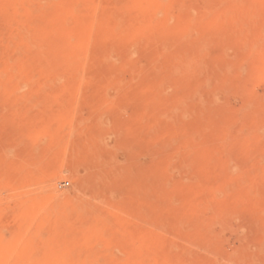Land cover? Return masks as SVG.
I'll return each mask as SVG.
<instances>
[{
    "label": "rangeland",
    "instance_id": "1",
    "mask_svg": "<svg viewBox=\"0 0 264 264\" xmlns=\"http://www.w3.org/2000/svg\"><path fill=\"white\" fill-rule=\"evenodd\" d=\"M2 1H4V3ZM12 1L0 0V2L3 3V4L1 3L0 5L1 7L0 10L8 6L6 4L5 7H2L5 3L14 4V7H8V8L6 7L7 9L10 10V13L5 12L7 9H4L2 12L0 11V14L5 12L3 15L1 14L0 17H4L6 19V20L5 19L1 20L0 18V29L3 30L6 29L5 31H7V33L11 31L8 34H6V32L4 31L2 33L3 34L5 33L6 35H3L0 30V34L2 36H5V39H9V41L11 37L10 38L7 37L8 35L12 36L13 34L16 35L18 33L20 35L22 34L21 37L20 35L18 37L19 41L21 42L23 41L22 36L24 38V34H26L24 38L25 40L23 41L24 43L22 44L30 43V42H26V40L27 41L35 40L32 41L30 44L31 45L32 43L34 44L32 47L34 48V50L37 48L39 49V45H41L40 49L42 50V52L40 53L39 51L41 50L38 51V49L35 51H37V53L39 52V55L41 56L43 61H46L48 59L47 62L50 63L52 62L51 58L53 59L55 55L59 59L61 58L60 56H63V58H61L63 61L61 62L62 64L60 63L56 66H53V71L55 73L57 71L58 73L62 72L65 74L67 71L66 70V67L68 66L67 64L69 63L73 64V62H74L73 64L74 66L72 65V67H74L76 72L79 73L77 75L74 73L75 76L73 78H70L71 80L69 79L68 80L69 82H67L66 78L64 77L63 78L60 77L58 79L48 76L44 77L42 72L35 71L34 73L37 72L38 74L36 73L34 75L33 73V75H31L30 78L28 77L29 79L25 78L23 81L19 83L9 82L6 87L4 88L2 87L0 89V131H2L0 132L2 133V135L0 134V163H2L0 164V166L4 170H14L15 175L17 173L24 174V176L19 174L20 177L17 176L18 174L16 175L13 181L14 184L10 186L9 190L4 188L0 189L1 191L0 213L4 214L7 217L6 219L5 216L3 215L6 221L5 220L0 221V235L4 240L3 242L13 243L14 239L17 236L16 233L15 232L13 233L11 229V226L8 222L9 221L8 219L10 217L7 216L8 212L6 213V210L13 204L20 205L25 203L27 204L32 203L33 205H36V207L38 205L39 208L44 206V208L42 207L43 209H39L37 207L36 210H38L39 213L35 212L37 214H34L33 216L34 219L31 218V221L33 224L35 223L32 229L35 230V228H38L36 229L38 231L36 237L37 239L36 243L39 245H41L42 243L43 247L44 246L47 247L51 245V240H52L49 234V228L47 227L49 221L52 222L55 219L52 218L54 217L51 215L52 212L55 209L60 210L63 209V207L68 206L69 200L74 199L75 201L76 199H79L78 201L81 200L80 202H84V200H86L87 198L88 201L86 200V202L90 203L89 201L91 199V204L94 205L95 210L97 208L96 211H98V214L100 213L101 216L103 215L102 217L98 215V217H100L101 220L105 221V223H107V220L110 218L109 220L111 222L108 220V223L106 225L109 226H106L104 224L105 229L103 227L100 230L101 232H99L100 234L98 236L99 238L94 239L95 242L94 241L92 242V245L94 247L93 253L77 252L74 254V256L76 257L78 256L77 258L80 260V262L82 261L87 262V264H150V263L151 264H225V263L227 264L228 262L226 261L227 258L228 259L232 258V260L233 259L236 260V263L234 264H240L241 262L240 259L243 258L242 261L244 262H242L241 264H246L247 260L245 258H247L248 259L247 264L252 263L253 261L252 257H254L255 253L258 252V250H261L263 247V246L260 247L259 245L261 243L260 241H262V239L264 240L263 238L264 233L261 232V231L264 232V211H262L264 210V197H263L264 184H262L264 183V179H263L264 156H260L262 158L255 157L254 159L253 155H251L250 161L248 160L249 156L246 157L239 156L241 158H236L235 161L232 158L229 159L228 153L230 149L232 150L231 147H233L234 144H232L231 139H230L231 141L226 140L224 144L222 142L223 140H221V137L218 136L222 132L226 120L229 122L232 119L231 117L234 116H239V118L242 117V114L245 112V110H247V106L245 105L246 99H244L242 95L241 97H239L240 95L239 93L230 92L229 90V94L226 92L225 95L222 94L220 96V101H219L220 104L215 106V108L213 107L211 109L208 105L209 93L204 91L201 93L202 98L200 99L195 98L193 100L189 99L187 101L188 104L185 103V106L181 105L180 107V105H178L175 107V105L173 104V101L175 99L174 97H176L174 96V93L176 95L175 89L172 88L173 89L172 90L170 87L168 88L167 91H165L164 94H162L161 91L157 89L158 87L156 86L154 81H158L156 80L157 78L155 77L156 74L159 73L160 71L165 70L167 66L171 64L170 61L176 57V56L173 57V55H177L178 60L176 59V61L179 60L181 62L183 61L184 64H182L180 61L179 63H177L175 62V60L172 62V64L175 62L174 64L178 65L179 67H183L185 64H187V62H185L186 60L184 61L183 58L190 51L191 46H189L188 48V45L186 44L189 43L190 45L193 46L195 42H201L203 44L206 43L205 50L203 54L200 55V57L198 56L199 58L197 57L198 58L197 63L200 62L199 67H201V69L198 68V70L195 72V76L201 77L204 75L203 77H206L207 79L209 78L211 80L210 86L213 87L215 84H220V81H222V78L224 77L223 74L225 73L222 65L229 64L233 68V70L238 74L239 77H240L239 74L242 73L241 74L242 78L246 79L245 83L249 81L248 78L252 77V79L250 80H254L255 83L254 81L253 83L251 81H250L251 83H249L252 86V87L248 86V88L250 87L249 89H251L250 96L251 95L253 97L256 96V99L254 98L256 101L264 102V85H263L264 81H262V79L259 78V82H258V78L255 76L256 75L255 73L256 72L258 73V71L260 70L263 73L260 72L261 74L259 73V76L264 80V76H263L264 60L260 61L262 62L261 64L260 62L258 63V60L256 61L255 58L253 60L252 59L248 60L250 59L248 58V55L251 51L248 49L251 48L250 47L251 45L244 46L245 41H247L248 43H255V44L259 43L264 48V40H263L264 34L262 33L264 32V27H263L264 0H234L233 3H229L227 2V0H226L227 3H224L221 0L219 2L220 4L215 3L216 6H213L215 5L214 2H216V0H203V1L197 0L196 6L194 7L197 10L195 11V9L193 8V14L189 13L190 15L188 14L187 16L184 15L186 10L185 12H183V15L181 14V12H179L181 9H180V5L177 3L173 4L171 8L168 9L167 12V10L164 9V5L170 6L172 3L169 4L168 3L169 0H91V1L90 0H58V1L48 0L49 2L47 0H36V1L32 0L33 3L35 2V4L31 3L32 2L31 0H21V1L12 0ZM17 1H19V4ZM236 1L237 3L238 2L241 3V5L243 6H241L240 4L236 5L237 4L235 3ZM24 3L26 4L24 5ZM30 4L31 7L28 6ZM104 4L106 7L104 6ZM209 4H211V6ZM232 4L239 7L240 8L238 9L239 11H242L244 9V11L248 10L251 16L252 14L255 15L251 17L248 14L246 16L247 20L245 19V21L248 22L247 27H249V23H250V28H249L250 30H248V28H245V30L244 29L240 30V27H238L240 26L239 23L238 24L234 23L233 25L236 26L238 25V26L237 27L233 26L234 27L233 28L232 24L230 25V22L235 20V18L232 17L229 18V16L226 17L227 15L225 13L222 14L221 9L225 10L227 9V6L228 7L229 5L232 6ZM21 5L22 7H20ZM157 6L159 7V9ZM223 6H225V8H222ZM198 7L201 10L198 11ZM217 7H221V8L218 9ZM214 8H216L215 9L216 13L211 12L212 10H214ZM48 9L49 11H47ZM190 10H192V8ZM205 10H207V12ZM33 11L34 13H36V11L39 13H36L35 15L32 13ZM95 11L99 13L98 15L99 19L96 17L97 13ZM113 11L117 12L118 14V15L115 14L113 16L115 17L114 18L115 21L113 20L112 17H109L110 16L109 14L113 15V13H115ZM200 11L201 13H199ZM202 11L203 14L205 15L202 14ZM209 11L211 14L208 13ZM205 12L208 13V15ZM66 13H69V15ZM217 13H219L217 18L218 20L216 19V21L214 22V17L217 16ZM7 14L10 15L7 16ZM223 15L224 17H222ZM194 16H195L194 21H191L193 20ZM8 17L9 19H7ZM100 18H102V20H100ZM110 18H112V20ZM117 18L120 21L119 20L117 21ZM198 18L200 19V22L198 21ZM7 20L10 21L9 24ZM53 20L55 22L52 25ZM97 21H99L98 23H96L98 27L95 24V22ZM179 21L184 24L182 26L183 30L180 29V33H179V28L181 27L176 26L180 24L177 23ZM253 21L254 24H252ZM255 21H257V23ZM5 22H7L6 28L2 26V24L4 26L6 25ZM192 22L193 23L195 22L196 27L197 26L198 27L196 28L195 25L193 26ZM21 23H23L24 28ZM187 23L188 25H185ZM88 25L91 26L88 27ZM115 25H117L116 28H114ZM253 25H255L256 29H254ZM50 26H52L53 29ZM188 26L190 27L188 28ZM212 26L216 30L213 31L216 32V34H214L212 31L210 32ZM90 27L93 30H91ZM40 28H42V30ZM236 28H239V30L238 29L236 30L237 32L235 31ZM261 28L263 31H260ZM13 29H16V31L18 32L14 30L16 32L15 33ZM23 29L24 32L26 33L22 32ZM120 30H122L123 32H121ZM168 30L170 35H168ZM208 30H209L208 32L209 35L207 33ZM247 30L250 31V33L247 32ZM27 31L29 35L27 34ZM87 32H89L90 35L87 34ZM182 33H186V35ZM239 33H242L241 38L239 37L240 36ZM243 33H245V35ZM78 34H80L79 38L81 37L80 38L81 40L78 38L77 36ZM84 34L85 36L86 35L89 36L90 39L89 42L88 40L87 41L84 40L83 38ZM93 34H95V36ZM236 34L237 36H235ZM247 34L248 36H246ZM29 37L32 39H30ZM246 38L247 40H245ZM184 39L189 40V42L188 41L185 42L186 40L184 41ZM6 41L5 43L8 44L9 41L8 42ZM180 41H183V43L182 42H181L182 44L179 43ZM206 41H208L210 45H207ZM238 41H243V42L238 43ZM10 42L12 43L13 41ZM85 42H88L87 45ZM260 42L263 43V45ZM184 43L185 46H187L186 47L187 50L185 49L184 46H182ZM6 45H4V42L0 45L1 47L0 48V66H1L0 80H2V82L4 81L5 84L6 81L8 80V77L6 76L7 74L5 73H7L6 71L10 69V63L11 65L15 63L14 62L15 57L16 58L19 56L22 57L24 56V54L25 55L27 54L26 45H25L26 47L25 50L22 49L25 48L24 46L19 47L18 43L15 44V41L12 44L9 43L10 47H8L9 45L8 46ZM14 45L15 46L18 45L17 48L19 47L18 50L20 51L16 50L15 52L14 49L17 48ZM258 45L257 47H259ZM207 46L209 48L206 50ZM52 47L54 48L52 49ZM179 48L180 49L183 48L187 52L182 49L180 50ZM175 50L176 52L180 50L181 53L179 54L181 55L178 56V53L174 52ZM60 51L61 53H59ZM239 51H241L242 53ZM9 52H12V56L10 55L11 59H9L10 58L9 56H6L7 53L8 55L10 54ZM171 52H173L174 54ZM170 53L173 55L171 56ZM190 53L191 51L187 54L189 58L191 56ZM169 54L171 58L173 57V59H171L170 61L166 59V57L170 59ZM44 57L45 59H43ZM244 59L247 61L246 63H243ZM254 61L256 62L255 64H253ZM250 62L252 63L250 64ZM65 63H67L66 66H63ZM82 64L85 66H83ZM259 65L261 66V68L259 67ZM79 66L81 67V70ZM200 70L203 72L201 73ZM2 73H4L5 75H3ZM252 75L255 77V79H253ZM47 80L50 82H47ZM2 82L0 81V83ZM42 82L45 83L41 84ZM259 83L262 84L259 85ZM28 84L30 87L28 86ZM66 85L68 87V91L70 89V91H73L72 93L70 91L69 92L67 91ZM44 87L47 88L48 90L45 89ZM35 90L38 92L41 91L42 94L44 92L45 97L43 96V98L45 100L44 101L45 104H42L43 98H40L42 97V95L39 96L40 95L39 93L37 92L34 93ZM30 91L31 92L34 91L33 94ZM61 91L63 93H61ZM5 93L8 96L5 95ZM47 93L48 95L50 93L51 96L53 95V97L55 96L54 99H58V97L62 95L61 97H59L57 101L61 104V106H64V109L66 110L64 109L63 110L67 115L69 114L68 117L66 114L65 115L61 114L63 117L60 120L61 115H59V113L64 112L62 110L63 107L59 105V107H61V112H60V108H57L58 105L56 107L57 109H55L54 107L56 106V101L53 99V97H51L52 99L49 102V100L47 99L48 97ZM254 93L255 95H253ZM8 98L11 101H9ZM72 98L75 101H72L71 100ZM155 98L157 99V101L155 100ZM41 99L42 101H40ZM3 100L4 101L8 100V101L4 102ZM12 100H14L15 103L13 105H10L13 102ZM30 100H32V102H30ZM17 101L18 103H16ZM35 101H36L35 103L36 105L35 104L33 105ZM51 101L52 104H50ZM2 103H6V104L9 103V104L7 105L5 104L4 107ZM23 103L27 107L23 106L22 105ZM49 104L51 106L55 104V106H53L52 108ZM18 105H22V106H19L18 109L17 107ZM69 105H71V107ZM43 106H45L46 109ZM21 107H23L25 110ZM175 108L177 109L175 110ZM36 109L38 110L41 109L40 111L42 113ZM58 109L59 111H57ZM71 110H73V113L71 114L72 118H70ZM166 110H168V112ZM165 111L167 112V114H165L166 113ZM13 113L14 115H12ZM24 113L30 117L27 118L28 116L27 117L25 116L26 118H24L22 116L24 115ZM35 113L40 114L39 116L41 120L44 119L43 122L40 120L41 123H43L45 126L48 127L50 125L51 131L53 130V128L55 129L52 131L54 136H51L52 134L49 135L42 134L40 132V129L39 131H37L38 128H36L34 131L35 127L38 126L44 127L43 124L37 121L36 119L37 117H35L37 115ZM53 113H56V118H54V116L52 115ZM17 114H19V116ZM43 114L45 115L46 118H44V116L42 117ZM49 114H51L50 115L51 117L49 116ZM162 115H164L165 118ZM13 116H16V120L20 119V116H22V118H24V121L25 119H27L28 126H32V127L34 126V127L33 128L31 127L32 129L31 128L29 129V127H26L27 125H25L26 122L24 121L19 122V120H18L19 124L21 122H24L23 123L24 125L23 124L18 125L17 121L15 122L14 120L15 118H12ZM64 116L66 119L64 118ZM32 118H34V120ZM223 119H225L224 122H222ZM32 120L35 121L36 123L33 122ZM66 120L68 121L66 122ZM44 121L47 124H45ZM31 122L34 125H32ZM55 122L57 124H55ZM12 123H15L16 126L13 125ZM65 123L66 125H64ZM22 125L25 126L26 128L22 127ZM60 125L62 126L64 125L67 127L66 137L63 136L61 139L63 140L62 142L64 143L63 144H60L61 142H59V144L56 143L57 145H61L60 146L61 149L62 147L64 148L65 151L63 153L62 150L59 148V146L55 148V146L57 145L51 142V139H54L55 135H56L55 138L59 140V138L57 137L60 136H58V134L56 133L58 132L60 133L61 131L60 128L62 127ZM13 126L15 128H13ZM17 130H19V132ZM33 132L36 135L37 132L38 133L40 132L39 134L41 135V137L39 136V134L37 135L38 138H41L39 139V141L41 140L40 143L37 137L34 136ZM3 133L5 135L8 134V136H4ZM17 133H19V135ZM24 133L25 135L28 136L23 135ZM14 134H16V136ZM30 135H32L30 140L32 143L27 141L28 138L30 139L29 137ZM262 135L264 136V131ZM50 136L51 139L48 138ZM42 137L44 139H42ZM32 139H34V141H32ZM21 141H23V143ZM228 141L232 144V146ZM20 142L22 145H20ZM228 143L230 144V146ZM35 144L41 145L40 146L41 148L44 147V152L43 149L41 150V148H37V145ZM51 144L55 145L52 148V151L50 149ZM250 144H252V146ZM254 145H255L254 142H251L249 143V145L246 144L242 145V143H239L237 144V146L236 145L234 146L237 149L241 150L244 147L253 149ZM47 146L50 148H48ZM46 148L49 151H51L50 152L51 155L49 154ZM71 149L73 150V152ZM33 150H36V154L40 151L39 154L43 155L42 156L43 159L42 157H39L40 162L36 160L39 166L38 164L37 165L33 164L36 163L35 157L38 156L35 154V152L33 154L32 152H30ZM53 150L54 151L57 150L59 152L61 151L60 153H62L63 160L66 159L65 160L66 163L64 162L63 165V170L66 172L64 173L61 172L60 174V171H54V172L48 171V166L50 165L49 162H51L53 158L57 157V154L60 155V153H57V151L55 153L53 152ZM2 156L3 157L5 156V158H3ZM72 156L73 159L71 158ZM50 157L53 158L51 159ZM26 158L28 159L31 158V159L27 160ZM225 158L228 160V162ZM243 160H244L243 163H246L245 166L241 165L243 163L240 164V162H242ZM9 161L13 163L14 166L13 168L10 167L12 166V163H10ZM25 161L28 165L24 163ZM229 161L233 163V167L230 164L228 166L229 170L232 169L231 171L225 169L226 164L230 163ZM248 161L249 163H247ZM72 162H74V165L72 164ZM221 162L224 163L223 164L224 166L222 165ZM236 162L240 165V167L236 166L238 165ZM14 163L16 164L14 165ZM65 164L68 166H65ZM74 166H76V168ZM243 166L245 168L248 166L247 167L248 169L246 168V170H244ZM20 167L22 168L20 169ZM241 167H243L242 169L247 173V175L244 173L243 176H240L242 175V171H243L240 170ZM31 169L35 170L34 173L33 171H30ZM71 169H73V171H71ZM74 170L75 173H73ZM223 170H225V172L228 171L229 174L225 173ZM252 170L254 171V174ZM22 171L23 173H21ZM239 171L241 174H238ZM31 172L33 173V175ZM232 173L233 174L235 173L233 179L237 178L236 181L230 179L232 177L230 176V174ZM28 174H30V178H28L29 177ZM58 175H61V177L63 176V178H65L66 180L65 179L59 180L60 176ZM236 175L242 177L241 180L243 181V183L245 181L244 184L245 186H246V182L250 184L252 183L251 185H253V187L255 186L254 189H256L257 192H254V189L252 192V189L250 190V188L248 189L251 193L247 192L246 191L247 186L250 185L248 183L245 191L241 189L245 192V194L241 190H237L236 192V189H240L241 187L240 184H242L240 183L241 180L239 179L238 176L236 177ZM75 176L78 177L75 178ZM219 176H221V178ZM93 177H95L96 179H92ZM222 177L224 181L223 180L220 181ZM243 177L246 179L244 180ZM67 178H69V180ZM77 179L80 181H78L79 182L78 185H75ZM101 179L102 181H100ZM239 180L240 182H238ZM251 180L253 182H251ZM85 181L87 182V184L85 183ZM92 181H94L93 182L94 184L91 185L90 182ZM226 181H228L229 183H227ZM81 182L82 183L84 182L83 184L84 186L82 185ZM213 182L214 185H212ZM231 182L234 184H232ZM80 183L85 189H83L82 187L80 189L79 186ZM217 183H220V185L218 186ZM238 183L240 184L238 185ZM226 185H228V187ZM234 185L236 186L234 187ZM93 186H95V188ZM209 186L211 188H207L208 189L207 190L206 187ZM232 186L234 187V189ZM243 186L242 188L245 187ZM87 187L88 188L90 187V189L86 190L88 189ZM229 187H232L233 192L235 191L234 192L235 195L233 194L231 188ZM261 187L263 190L261 189ZM224 188H228L227 189L228 192H226V189L224 190ZM91 189L94 191H92ZM95 189L99 191L95 192ZM213 189H215L219 194ZM78 190L81 193H79ZM209 190H213L216 193V196H213L214 194L212 193L213 191L209 192ZM221 190L223 192L225 191L226 194H228V198L226 197L227 195L225 193L223 194L221 192ZM100 191L102 195H100L101 194ZM204 191L205 193L206 192L209 193H206L205 196ZM85 192L87 193L85 194ZM93 192H95L94 193L95 195H93ZM82 193H84L85 195L84 194L82 195ZM210 193L212 195H210ZM230 193L232 195H230ZM92 195L96 197H93ZM229 195L232 196V198L230 199L232 200L234 199L235 201L230 200ZM255 195H257L258 198ZM215 197L216 198L218 197L217 200L214 199ZM63 198L65 199L67 198L66 200L68 202H66V200ZM241 198H245V199L242 200ZM248 198L252 199V200L250 199L251 200L250 202H255L256 200L257 202H255L254 205H252L253 203L249 205ZM28 200H30L31 202ZM238 200L240 203V204L238 203L239 209H237L238 205L235 204L236 202H238ZM220 201L223 203H221ZM226 201L231 202V204L233 203V205H231L230 210L229 208H227L229 202ZM47 202L51 204H48ZM56 205L57 208L55 207ZM102 206L104 210L101 208ZM197 207H199V210ZM232 208L234 209V211H231ZM2 210L5 212L3 213ZM102 210L104 212H102ZM105 210L107 211V213L109 212L108 213L109 215L106 214ZM212 212H214L215 214H213ZM222 212L225 213L222 214ZM112 213H114V216H112ZM106 215L108 216V219ZM225 215L228 216L225 217ZM104 216L106 219L104 218ZM40 218H42L43 220H41ZM198 221L199 223H201V225L200 224L197 225ZM44 222L45 223L48 222L47 224H45V226L47 225L46 226L47 229L44 227V225H41ZM67 224L71 225L72 223L69 222ZM180 224L181 226L178 227ZM204 224H206V226ZM209 226L211 227V229L209 228ZM256 226L258 227L256 228ZM41 227L44 228L42 229ZM197 227H200L201 229H198ZM206 227L209 228L210 230H208ZM202 229H205L203 233H205L206 235L205 234L203 235L201 233ZM206 229L209 232H212L210 234H213L216 237L215 236L213 237V235H209V232L206 231ZM27 231H29L28 228L27 230H25L24 234H26ZM260 232L261 234H259ZM262 234L263 236L261 238L260 235ZM205 236L207 238L208 236H211L215 240L213 242L214 243L218 242V243L215 244L211 243L214 246H212L211 244H210L211 246L204 244L206 242L203 241L206 238ZM244 239H245V243H244ZM26 242L23 241L22 244L20 243L21 245L23 244L24 245L21 246L19 244V247L21 246L20 247L21 249L25 247ZM255 242L256 243L260 242V243L259 244L257 243L258 244L257 245ZM216 244L217 245L220 244L219 245L220 249ZM239 247L243 248V250L239 249ZM259 247L261 249H259ZM221 248L225 251L224 254ZM247 248H249L252 252H249ZM257 248L258 250H255ZM236 249H239L238 253ZM252 249L255 251H253ZM219 250L221 251L219 252ZM203 252L204 254L207 255V256L205 255L206 257L204 256ZM245 252H247V254ZM248 252L249 254L254 252L253 255L251 254L252 256L250 259L248 258L249 257ZM263 252L264 250H262V252L259 253L260 255L256 253L258 255H255L254 259L257 257V260L255 259L256 262L253 261L255 264H264ZM227 253H230V256H232L233 254V256L230 257L229 254ZM224 255L225 256L228 255L229 257L227 256L226 258ZM236 256L238 258L240 257V259L236 258ZM14 258L15 257L10 259L2 258L3 261L1 259L0 260L2 262L5 261V264H10V260H11V262L14 264L15 262L17 263V260H15L16 258L15 259ZM12 259L14 260L12 261ZM36 259L37 260H34L35 261L34 263H42L43 261V259H40V257H37ZM48 262L49 264H61L59 260L54 261V259L52 262L50 261ZM48 262L44 264H48ZM0 264H4V263H0ZM63 264H65V262Z\"/></svg>",
    "mask_w": 264,
    "mask_h": 264
},
{
    "label": "bare ground",
    "instance_id": "2",
    "mask_svg": "<svg viewBox=\"0 0 264 264\" xmlns=\"http://www.w3.org/2000/svg\"><path fill=\"white\" fill-rule=\"evenodd\" d=\"M12 1V0H11ZM21 1V0H20ZM32 1V0H31ZM36 1V0H35ZM48 1V0H47ZM51 1V0H50ZM58 1V0H57ZM91 1V0H90ZM89 1V2H90ZM199 1H201V0H199ZM203 1V0H202ZM218 1V2H217ZM221 0H216V2H214V4L215 3H218V4H220L219 2H220ZM3 3H4V1H2ZM2 2H0V5H1V3ZM7 2H9V1H7ZM12 2H14V1H12ZM18 2V4H19V1H17ZM16 2V3H17ZM28 2H30V1H28ZM28 2H27V4H28ZM49 2V1H48ZM130 2V1H129ZM133 2V1H132ZM207 2V1H206ZM210 2H212V1H210ZM222 2H224V3H227V2H229V3H233L234 2V0H227V2H226V0L224 1V0H222ZM2 3V4H3ZM11 3V2H10ZM31 3H33V1L31 2ZM131 3V2H130ZM169 4L170 3H172L170 6L169 5H164V9H166L167 10V12H168V9H170L171 8V6L173 5V4H175V3H177V4H179L180 5V11L179 12H181V14L183 15V12H185V10H186V12L184 13V15L185 16H187L189 13L191 14H193V8L196 6V3H197V0H171V2H170V0H169V2H168ZM205 3V2H204ZM224 3H222V4H224ZM235 3H237V1L235 2ZM263 3V2H262ZM8 5V6H6L7 8L8 7H14V4L13 3H11L12 4V6H11V4H9V3H5L2 7H5V5ZM26 3H24V5H25ZM33 4H35V2L33 3ZM59 4V3H58ZM66 4V3H65ZM108 4V3H107ZM164 4V3H163ZM212 4V3H211ZM211 4H209L210 6H211ZM241 5V3H237L236 5ZM249 4H250V2H249ZM23 5V4H22ZM22 5L20 6V7H22ZM89 5V4H88ZM133 5V4H132ZM198 5V4H197ZM200 5V4H199ZM203 5V4H202ZM205 5V4H204ZM231 5V4H230ZM229 5V7L227 6V9H221V11H222V14L223 13H225L227 16L226 17H228L229 16V18H235V20H233V21H231L230 22V25L232 24V27L233 26H236V25H233L234 23H236V24H240V26H238V27H240V30L241 29H244L245 30V28H248V30H250L249 28H250V23H249V27H247L248 25H247V23L248 22H246L245 21V19H246V16L249 14V11L248 10H245L244 11V9L242 10V11H239L238 9H240L239 7H237L236 5H233L232 4V6H230ZM29 7H31V4L30 5H28ZM35 6V5H34ZM43 6V5H42ZM104 6H105V4H104ZM130 6V5H129ZM209 6V7H210ZM213 6H216V4L215 5H213ZM222 6V5H221ZM226 6V5H225ZM225 6H223L222 8H225ZM236 6V7H235ZM241 6H243V5H241ZM240 6V7H241ZM250 6V5H249ZM249 6H247V7H249ZM2 8L0 11L2 12L4 9H7V8ZM32 7H33V5H32ZM46 7V6H45ZM60 7V6H59ZM72 7V6H71ZM106 7V6H105ZM112 7V6H111ZM158 7V6H157ZM156 7V8H157ZM1 8V7H0ZM26 8V7H25ZM35 8H37V7H35ZM40 8V7H39ZM85 8V7H84ZM108 8V7H107ZM192 8V10H190V9ZM206 8H207V6H206ZM218 9L219 8H221V7H217ZM242 8V7H241ZM250 8H252V7H250ZM11 9H13V8H11ZM47 9V8H46ZM61 9V8H60ZM77 9H78V7H77ZM97 9V8H96ZM109 9V8H108ZM113 9V8H112ZM158 9H159V7H158ZM161 9V8H160ZM195 9V11L197 10L196 8H194ZM215 9L216 8H214V10H212L211 11V9H210V11L211 12H215ZM217 9V10H218ZM9 9H7L5 12L7 13V12H9L10 13V10L8 11ZM32 10H34V9H32ZM58 10V9H57ZM93 10V9H92ZM98 10V9H97ZM96 10V11H97ZM101 10V9H100ZM162 10V9H161ZM199 10H201V9H199V7H198V11ZM216 10V11H217ZM251 10V9H250ZM42 11V10H41ZM47 11H49V9L47 10ZM80 11V10H79ZM95 11V12H96ZM110 11V10H109ZM122 11V10H121ZM129 11V10H128ZM157 11H160V10H157ZM191 11V12H190ZM206 12H207V10H205ZM210 11L208 12V13H210ZM252 11V10H251ZM251 11H250V13H251ZM4 12V13H5ZM14 12V11H13ZM12 12V13H13ZM82 12V11H81ZM98 12V11H97ZM96 12V13H97ZM106 12V11H105ZM113 12H115V11H113ZM124 12H125V10H124ZM205 12V13H206ZM236 12V13H235ZM4 13H1L2 15L4 14ZM23 13V12H22ZM33 14H35L36 15V13H39V12H37L36 11V13H34V11L32 12ZM42 13H44V12H42ZM53 13V12H52ZM85 13V12H84ZM91 13V12H90ZM89 13V14H90ZM107 13H110V12H107ZM107 13H105V14H107ZM111 13H112V11H111ZM199 13H201V11L199 12ZM208 13H206L207 15H208ZM216 13V12H215ZM1 14H0V16H1ZM14 14V13H13ZM50 14V13H49ZM66 14H68L69 15V13H66ZM74 14V13H73ZM72 14V15H73ZM76 14V13H75ZM87 14V13H86ZM94 14V13H93ZM115 14H117V12H115V13H113V15L112 14H109L110 16L109 17H112L113 18V20L115 21V17H113ZM150 14V13H149ZM189 14V15H190ZM195 14V13H194ZM202 14H203V11H202ZM211 14V13H210ZM10 15V14H9ZM8 14H7V16H9ZM27 15V14H26ZM34 15V16H35ZM98 15H99V13H97L96 14V17L99 19V17H98ZM102 15H103V12H102ZM118 15V14H117ZM201 15V14H200ZM203 15H205V14H203ZM218 15H219V13H217V16H215L214 17V22L216 21V19L218 18ZM250 16H251V14H249ZM254 14H252V16H253ZM6 16V15H5ZM22 16V15H21ZM40 16V15H39ZM54 16V15H53ZM77 16H79V15H77ZM251 16V17H252ZM255 16V15H254ZM31 17V16H30ZM92 17H94V16H92ZM96 17H94V18H96ZM116 17H118V16H116ZM189 17V16H188ZM187 17V18H188ZM200 17V16H199ZM201 17H203V16H201ZM206 17V16H205ZM222 17H224V15L222 16ZM1 18V20L2 19H5L4 17H0ZM12 18V17H11ZM56 18V17H55ZM87 18V17H86ZM103 18V17H102ZM102 18H100V20H102ZM112 18H110L111 20H112ZM194 18H195V16L193 17V20H191V21H194ZM7 19H9V17L7 18ZM68 19V18H67ZM91 19V18H90ZM98 19H96V20H98ZM105 19V18H104ZM182 19V18H181ZM184 19V18H183ZM220 19V18H219ZM250 19V18H249ZM256 19V18H255ZM258 19H259V17H258ZM6 20V19H5ZM5 20H3V21H5ZM33 20V19H32ZM56 20V19H55ZM69 20V19H68ZM95 20V21H96ZM99 20V21H100ZM119 19L117 18V21H118ZM140 20V19H139ZM151 20V19H150ZM156 20V19H155ZM168 20V19H167ZM187 20V19H186ZM189 20V19H188ZM218 20V19H217ZM247 20V19H246ZM253 20V19H252ZM8 21V20H7ZM47 21V20H46ZM67 21V20H66ZM80 21V20H79ZM82 21V20H81ZM94 21V20H93ZM99 21H97V22H95V24L96 23H98ZM105 21V20H104ZM107 21H109V20H107ZM120 21V20H119ZM153 21V20H152ZM184 21V20H183ZM190 21V22H191ZM198 21L200 22V19L198 18ZM226 21V20H225ZM235 21V22H234ZM237 21V22H236ZM9 22L10 21H8V24H9ZM12 22V21H11ZM49 22H50V20H49ZM52 22V21H51ZM54 20H53V22H52V25L54 24ZM56 22H58V21H56ZM90 22V21H89ZM103 22V21H102ZM101 22V23H102ZM111 22V21H110ZM187 22V21H186ZM196 22V21H195ZM195 22L192 24L193 26L195 25V27H196V24H195ZM256 23H257V21H255ZM3 23V22H2ZM7 22H5V24H6ZM91 23H93V22H91ZM90 23V24H91ZM104 23V22H103ZM102 23V24H103ZM120 23H122V22H120ZM160 23V22H159ZM177 23H180V24H178V25H176V26H180L181 28H179V33H180V29H182V26L184 25L182 22H177ZM182 23V24H181ZM198 23V22H197ZM202 23V22H201ZM18 24V23H17ZM22 25H23V23H21ZM73 24V23H72ZM71 24V25H72ZM76 24V23H75ZM110 24V23H109ZM210 24V23H209ZM228 24V23H227ZM227 24H225V25H227ZM252 24H254V21H253V23ZM16 25V24H15ZM21 25V26H22ZM56 25V24H55ZM69 25V24H68ZM118 25V24H117ZM117 25H115L114 26V28H116L117 27ZM122 25V24H121ZM120 25V26H121ZM124 25V24H123ZM185 25H188V23L187 24H185ZM255 25H257V24H255ZM255 25H253V27H254V29H256L255 28ZM2 26L4 27V28H6L7 27V24L4 26L3 24H2ZM1 26V27H2ZM89 26H91V25H88V27ZM96 26H97V24H96ZM95 26V27H96ZM136 26V25H135ZM152 26V25H151ZM229 26V25H228ZM236 26V27H237ZM52 29H53V27L52 26H50ZM98 27V26H97ZM126 27V26H125ZM186 27V26H185ZM190 26H188V28H189ZM198 27V26H197ZM196 27V28H197ZM199 27H200V25H199ZM230 27V26H229ZM228 27V28H229ZM264 27V26H263ZM262 27V28H263ZM17 28V27H16ZM23 28H24V25H23ZM26 28V27H25ZM60 28V27H59ZM58 28V29H59ZM67 28H68V26H67ZM69 28H70V26H69ZM91 28V27H90ZM127 28V27H126ZM211 28V27H210ZM209 28V29H210ZM212 28H213V30H212ZM212 28H211V30H210V32L212 31H214L215 29H214V27L212 26ZM217 28V27H216ZM234 28V27H233ZM262 28H261V30L260 31H263L262 30ZM41 30H42V28H40ZM39 29V30H40ZM52 29H50V30H52ZM61 29V28H60ZM87 29H89V28H87ZM119 29V28H118ZM164 29V28H163ZM162 29V30H163ZM168 29V28H167ZM195 29V28H194ZM226 29V28H225ZM230 29V28H229ZM239 30V28H236L235 29V31L236 30ZM1 30V33L2 32H4L5 30H3V29H0ZM16 31V29H13V31ZM18 30H19V28H18ZM73 30V29H72ZM91 30H93L92 28H91ZM91 30H90V33H91ZM183 30V29H182ZM247 30V32H249L250 33V31H248ZM252 30H253V28H252ZM8 31H10V30H8ZM14 31V32H15ZM47 31V30H46ZM60 31H62V30H60ZM95 31V30H94ZM121 32H123L122 30H120ZM187 31V30H186ZM216 31V30H215ZM218 31V30H217ZM232 31V30H231ZM6 32V34H8V33H10V32H8L7 33V31H5ZM13 32V33H14ZM16 32H18V31H16ZM15 32V33H16ZM22 32H24V29L22 30ZM31 32V31H30ZM108 32H110V31H108ZM209 32V30L207 31V33ZM229 32V31H228ZM237 32V31H236ZM240 32V31H239ZM259 32V31H258ZM20 33H21V31H20ZM24 33H26V32H24ZM23 33V34H24ZM42 33V32H41ZM56 33H57V31H56ZM66 33V32H65ZM72 33V32H71ZM85 33H86V31H85ZM90 33L89 32H87V34H89L90 35ZM95 33V32H94ZM214 34H216V32H213ZM213 33H212V35H213ZM261 33V32H260ZM263 34H264V32H262ZM261 33V34H262ZM3 34V33H2ZM5 33L3 34V35H6ZM27 34H28V31H27ZM50 34V33H49ZM119 34V33H118ZM135 34V33H134ZM182 34H185L186 35V33H182ZM206 34V33H205ZM211 34V33H210ZM233 34V33H232ZM240 34V38H241V34L242 33H239ZM244 35H245V33H243ZM1 35V34H0ZM19 33L18 34H13L12 36H10V35H8L7 37H11L10 38V41H13L12 43H14V41H15V44L16 43H18V45H19V47H25V45L27 46V49H26V47L25 48H22V49H26V52H27V54L25 55L24 54V56H22V57H15V63L14 64H12L11 65V63H10V69L8 70V71H6L7 73H5V74H7L6 76L8 77V80L6 81V84L4 83V81L2 82V80H0L2 83H0V89L3 87H6L7 86V84L9 83V82H15V83H19V82H21V81H23L25 78L27 79L28 77L30 78L31 77V75H33V73L35 72V71H39V72H42V74H43V76L45 77V76H48V77H54V78H66V80H67V82H69L68 80L70 79V78H73L74 76H75V74L77 75L78 73L76 72V70L74 69V67H72V65L74 64V62H73V64H67V63H65L63 66H66V64L68 65L67 67H66V73L64 74V73H58L57 71H56V73L53 71V66H56V65H58V64H60L61 62H63L62 61V59L61 58H63V56H60L61 58V60L59 59V58H57V56L55 55L54 57H53V59L51 58V60H52V62H47V60L46 61H43L42 60V58H41V56L39 55V52L41 53L42 52V50L40 49V47H41V45H39V49H38V51L39 50H41V51H39L38 53H37V51H35V50H37V49H35L34 50V48H32L33 47V43H32V45L30 44L32 41H35V40H32V41H27L26 40V42H30V43H28V44H22V43H24L23 41L25 40L24 38H25V36H26V34H24V38H23V36H22V39H23V41L21 42V41H19ZM22 35V34H21ZM21 35H20V37H21ZM29 35V34H28ZM41 35V34H40ZM63 35V34H62ZM94 36H95V34H93ZM93 35H92V37H93ZM133 35V34H132ZM168 35H170L169 34V30H168ZM207 35V34H206ZM208 35H209V33H208ZM219 35V34H218ZM217 35V36H218ZM234 35V34H233ZM243 35V36H244ZM78 36V38H79V36H80V34H78L77 35ZM84 36H85V34H84ZM83 36V38H84V40L85 41H87L88 40V42H89V36H85L84 37ZM135 36V35H134ZM175 36H176V34H175ZM181 36V35H180ZM193 36V35H192ZM211 36V35H210ZM232 36V35H231ZM235 36H237V34L235 35ZM234 36V37H235ZM246 36H248V34L246 35ZM264 36V35H263ZM2 37V38H1ZM1 37H0V45L4 42V45H6L7 43H5V41L6 42H8L9 41V39H5V36H2L1 35ZM178 37H179V35H178ZM251 37V36H250ZM255 37V36H254ZM28 38V37H27ZM30 38V37H29ZM35 38V37H34ZM33 38V39H34ZM54 38V37H53ZM75 38H77V37H75ZM81 38V37H80ZM79 38V39H80ZM87 38V39H86ZM175 38V37H174ZM183 38V37H182ZM209 38V37H208ZM218 38V37H217ZM221 38V37H220ZM219 38V39H220ZM239 38V39H240ZM243 38V37H242ZM264 38V37H263ZM30 39H32V38H30ZM168 39V38H167ZM187 39V38H186ZM186 39H184V41L186 40ZM189 39V38H188ZM244 39V38H243ZM242 39V40H243ZM256 39V38H255ZM254 39V40H255ZM259 39V38H258ZM5 40V41H4ZM81 40V39H80ZM83 40V39H82ZM173 40V39H172ZM183 40V39H182ZM245 40H247V38L245 39ZM257 40V39H256ZM264 40V39H263ZM9 41V43L10 44H12L11 42ZM18 41V42H17ZM48 41V40H47ZM77 41V40H76ZM93 41V40H92ZM189 42V40H186L185 42ZM259 41V40H258ZM88 42H85L86 43V45H87V43ZM183 43V41H180L179 43ZM207 42V45H210L209 44V42H210V40H209V42L208 41H206ZM237 42V41H236ZM239 42H243V41H238V43ZM9 43L6 45V46H8L9 45ZM84 43V44H85ZM167 43V42H166ZM173 43V42H172ZM181 43V44H182ZM205 43V42H204ZM261 43V42H260ZM50 44V43H49ZM149 44H150V42H149ZM206 44V43H205ZM205 44H203V43H201V42H195V44L192 46V45H190L189 43L188 44H186V45H188V48H189V46H191L190 47V51H191V56H190V58H189V56L186 54L185 56H184V58L183 57H180V58H183L184 59V61L185 62H187V64H185L183 67H179L178 65H175L174 63L175 62H177V63H179V61H176V59L178 58L177 57V55H173L174 53L173 52H171V53H173V54H171V56L173 55V57H175L174 59H173V57L171 58V56H170V54H169V57H170V59L169 58H167L166 57V59H168L169 61L171 60V59H173V60H171L170 62H171V64H169V66H167V68L165 69V70H163V71H160L159 73H157L156 74V80H158V81H154L155 82V84H156V86L158 87L157 89H159V91H161V93L162 94H164L165 93V91H167L168 90V88H170L171 87V89L172 88H174L175 89V91H176V95H175V93H174V96H176V97H174L175 99H174V101H173V104L175 105V107L176 106H178V105H180V107H181V105H183V106H185V103H187L188 104V100L190 99V100H193V99H195V98H198V99H200V98H202L201 97V93L202 92H208L209 93V97H208V105H209V107L212 109L213 107L215 108V106H217L218 104H220L219 103V101H220V96L223 94V95H225V93L227 92L228 94H229V90H230V92H235V93H239L240 95H239V97H241V95L244 97V99H246V101H245V105L247 106V110H245V112L242 114V117L241 118H239V116H234V117H231L232 119L230 120V119H228V120H230L229 122L226 120V123H225V126H223V130H222V132L220 133V135H218V136H220L221 137V140H223L222 142L225 144V142H226V140H232V144H234V145H236L237 146V144H239V143H242V145H249V143H251V142H254V148L253 149H250V148H246V147H244L243 149H241V150H239V149H237L234 145H233V147H231L232 148V150L230 149L229 150V156H228V158L229 159H234V161H235V159L236 158H241V157H239V156H242V157H246V156H249V161H250V157H251V155H253V157H254V159H255V157H260V156H264V136L262 135L263 134V131H264V102H261V101H256L255 99H256V96H250V93H251V89H249L250 87H252L251 86V84H249V83H253V81L254 80H250V79H252V77L251 78H248V82H246L245 83V81H246V79H244V78H242V73L241 74H239L240 75V77L238 76V74L233 70V68L229 65V64H225V65H222L223 66V68H224V73L225 74H223L224 75V77L222 78V81H220V84H215L213 87H211L210 85V79L208 78H206V77H203V76H201V77H198V76H195V72L198 70V68L199 69H201V67H199L200 65H199V63H197L198 62V58L200 57V55L201 54H203V52H204V50H205ZM241 44V43H240ZM259 43H248L247 41H245V44H244V46H246V45H251L250 47V49H248V50H251L250 51V53H249V55H248V58H250V59H248V60H253L254 58L256 59V61L258 60V63L260 62V61H263L264 60V48L259 44ZM262 45H263V43H261ZM18 45H14L16 48H17V46ZM163 45V44H162ZM177 45H179V44H177ZM243 45V44H242ZM257 45L259 46V47H257ZM13 46V45H12ZM36 46V45H35ZM138 46V45H137ZM165 46V45H164ZM182 46H184L185 47V49H186V47L187 46H185V43L182 45ZM213 46V45H212ZM5 47V46H4ZM8 47H10V45L8 46ZM19 47L17 48V49H14L15 50V52H16V50H18L19 49ZM44 47V46H43ZM85 47V46H84ZM166 47V46H165ZM179 47H181V46H179ZM1 48V47H0ZM6 48V47H5ZM46 48V47H45ZM50 48V47H49ZM54 47H52V49H53ZM57 48V47H56ZM178 48V47H177ZM209 47L207 46L206 47V50L208 49ZM243 48V47H242ZM241 48V49H242ZM255 48H257V49H255ZM130 49V48H129ZM164 49V48H163ZM166 49V48H165ZM180 49V48H179ZM182 50H185V49H183V48H181ZM180 49V50H181ZM226 49V48H225ZM10 50H12V49H10ZM28 50V51H27ZM63 50V49H62ZM81 50H82V48H81ZM81 50H80V53H81ZM162 50V49H161ZM180 50H178L177 52H176V50L174 51V52H176V53H178V56L179 55H181V54H179V53H181L180 52ZM187 50V49H186ZM185 50V51H186ZM243 50H245V49H243ZM243 50H241V51H243ZM247 50V49H246ZM18 51H20V50H18ZM18 51H17V53H18ZM55 51V50H54ZM173 51V50H172ZM241 51H239V52H241ZM6 52V51H5ZM15 52H14V54H15ZM25 52V51H24ZM51 52V51H50ZM68 52H70V51H68ZM67 52V53H68ZM108 52V51H107ZM128 52V51H127ZM187 52V51H186ZM244 52H246V51H244ZM249 52V51H248ZM10 54L8 55V53H7V55L6 56H9L10 58L9 59H11V56H12V52H9ZM21 53V52H20ZM59 53H61V51L59 52ZM59 53H56V54H59ZM112 53H113V51H112ZM183 53V52H182ZM185 53V52H184ZM226 53V52H225ZM242 53V52H241ZM45 54V53H44ZM63 54V53H62ZM61 54V55H62ZM108 54V53H107ZM245 54V53H244ZM4 55V56H5ZM11 55V56H10ZM110 55V54H109ZM225 55V54H224ZM18 56V55H17ZM168 56V55H167ZM199 56V57H198ZM250 56V57H249ZM56 57V58H55ZM163 57H165V56H163ZM198 57V58H197ZM226 57V56H225ZM8 58V57H7ZM66 58H67V56H66ZM66 58H65V61H66ZM82 58V57H81ZM108 58V57H107ZM186 58V59H185ZM227 58V57H226ZM225 58V59H226ZM43 59H45V57L43 58ZM182 59V60H183ZM224 59V58H223ZM232 59H234V58H232ZM231 59V60H232ZM236 59V58H235ZM246 59V58H245ZM243 60V63H246L247 61L246 60ZM68 60V59H67ZM175 60V62L172 64V62ZM178 60V59H177ZM228 60V59H227ZM158 61H160V60H158ZM234 61V60H233ZM67 62H69V61H67ZM76 62V61H75ZM106 62V61H105ZM169 62V63H170ZM181 62V61H180ZM253 62V61H252ZM252 62H250V64L252 63ZM72 63V62H71ZM182 64H184V62L182 61L181 62ZM256 62L254 61V63L253 64H255ZM262 62H260V64H261ZM62 64V63H61ZM83 65V64H82ZM181 65V64H180ZM244 65V64H243ZM74 66V65H73ZM78 66V65H77ZM83 66H85V65H83ZM263 66V65H262ZM1 67V66H0ZM80 67V66H79ZM154 67V66H153ZM259 67L261 68V66L259 65ZM204 68V67H203ZM202 68V69H203ZM83 69V68H82ZM153 69H155V68H153ZM241 69V68H240ZM264 69V68H263ZM55 70V69H54ZM79 70V69H78ZM80 70H81V67H80ZM84 70V69H83ZM223 70V69H222ZM242 70V69H241ZM157 71V70H156ZM238 71V70H237ZM2 72H3V70H2ZM200 72L202 73L203 71H201L200 70ZM239 72V71H238ZM263 73L262 71H258V73L256 72L255 74V76L258 78V82H259V78L260 79H262V81H264L263 80V78H261L260 76H259V73ZM37 73V72H36ZM36 73H34V75L36 74ZM75 73V74H74ZM240 73V72H239ZM260 73V74H261ZM3 75H5L4 73H2ZM38 74V73H37ZM74 74V75H73ZM141 74V73H140ZM1 75V74H0ZM2 75V76H3ZM41 75V74H40ZM82 75H83V72H82ZM133 75V74H132ZM157 75H158V77H157ZM254 75V74H253ZM252 75V76H253ZM42 76V75H41ZM234 76V77H233ZM264 76V75H263ZM4 77V76H3ZM87 77V76H86ZM129 77V76H128ZM233 77V78H232ZM28 78V79H29ZM68 78V79H67ZM133 78V77H132ZM0 79H1V77H0ZM94 79V78H93ZM150 79V78H149ZM231 79H233V80H231ZM253 79H255V77L253 76ZM45 80V79H44ZM60 80V79H59ZM62 80H65V79H62ZM71 80V79H70ZM86 81V80H85ZM231 81H232V83H231ZM251 81V82H250ZM261 81V80H260ZM47 82H50V81H48L47 80ZM53 82V81H52ZM56 82V81H55ZM54 82V83H55ZM66 82V81H65ZM87 82V81H86ZM135 82V81H134ZM137 82V81H136ZM31 83H32V81H31ZM45 82H42L41 84H44ZM58 83H60V82H58ZM57 83V84H58ZM62 83H63V81H62ZM117 83V82H116ZM219 83V82H218ZM254 83H255V81H254ZM56 84V83H55ZM67 84V83H66ZM260 84H262V83H259V85ZM52 85V84H51ZM50 85V86H51ZM59 85V84H58ZM63 85V84H62ZM68 85V84H67ZM67 85H66V88H67V91H68V87H67ZM77 85H78V83H77ZM264 85V84H263ZM25 86V85H24ZM28 86H29V84H28ZM33 86V85H32ZM37 86V85H36ZM49 86V87H50ZM53 86V85H52ZM55 86V85H54ZM248 86H250L249 88H248ZM30 87V86H29ZM43 87V86H42ZM78 87V86H77ZM257 87V86H256ZM26 88V87H25ZM39 88H40V86H39ZM45 88V87H44ZM121 88V87H120ZM119 88V89H120ZM156 88V87H155ZM30 89V88H29ZM28 89V90H29ZM45 89H47V88H45ZM77 89V88H76ZM75 89V90H76ZM110 89V88H109ZM41 90V89H40ZM48 90V89H47ZM81 90V89H80ZM173 90V89H172ZM257 90V89H256ZM12 91V90H11ZM53 91V90H52ZM58 91V90H57ZM69 91H70V89H69ZM68 91V92H69ZM158 91V92H159ZM255 91V90H254ZM31 92V91H30ZM33 92L34 91H32L31 93L33 94ZM39 93L40 95L39 96H41L42 95V97H40V98H43V96L45 97V95H44V92H43V94H42V92L41 91H36L35 90V92L34 93ZM51 92V91H50ZM71 93L73 92V91H70ZM118 92V91H117ZM257 92V91H256ZM31 93H29V94H31ZM59 93H60V91H59ZM58 93V94H59ZM61 93H63L62 91H61ZM70 93V94H71ZM119 93V92H118ZM80 94V93H79ZM120 94V93H119ZM166 94H167V92H166ZM258 94V93H257ZM5 95H7L6 93H5ZM26 95V94H25ZM66 95V94H65ZM253 95H255V93L253 94ZM3 96H4V94H3ZM8 96V95H7ZM38 96V95H37ZM48 96V97H47ZM47 99L49 100V102H50V100L52 99L51 97H53V95L51 96V94L49 93V95H48V93H47ZM49 96H50V99H49ZM59 96V95H58ZM62 96V95H61ZM61 96H59V97H61ZM67 96V95H66ZM259 96V95H258ZM31 97H32V95H31ZM59 97H58V99H59ZM64 97V96H63ZM63 97H62V99H63ZM22 98V97H21ZM21 98H19V99H21ZM37 98V97H36ZM55 98V96L53 97V99ZM67 98V97H66ZM227 98V97H226ZM255 98V99H254ZM18 99V98H17ZM58 99H54L55 101H56V106H55V104L54 105H50V104H52V101H51V103L49 104L52 108H53V106H55L54 108L55 109H57V108H60V112H61V107H63L62 108V110L64 109V106H61V104L57 101ZM243 99V98H242ZM8 100H9V98H8ZM8 100H6V101H4V102H7ZM14 100H16V99H14ZM14 100H12L13 102L10 104V105H13L14 103H15V101ZM23 100V99H22ZM21 100V101H22ZM25 100V99H24ZM65 100V99H64ZM72 101H75V100H73V98L71 99ZM155 100L157 101V99L155 98ZM9 101H11V100H9ZM19 101V100H18ZM18 101L16 102V103H18ZM26 101V100H25ZM29 101V100H28ZM40 101H42V99L40 100ZM44 98H43V103L42 104H45L44 103ZM66 101V100H65ZM77 101V100H76ZM256 101V102H255ZM30 102H32V100H30ZM70 102V101H69ZM68 102V103H69ZM170 102V101H169ZM168 102V103H169ZM194 102V101H193ZM36 103V101L33 103V105ZM38 103V102H37ZM59 103V104H58ZM65 103H67V102H65ZM76 103V102H75ZM94 103V102H93ZM3 105H4V107H5V104L6 103H2ZM7 104H9V103H7ZM6 104V105H7ZM20 104V103H19ZM42 104H40V105H42ZM63 104V103H62ZM70 104V103H69ZM73 104V103H72ZM78 104H79V102H78ZM172 104V103H171ZM23 106H26V105H24V103L22 104ZM22 105H18L17 107H18V109H19V106H22ZM36 105V104H35ZM39 105V106H40ZM57 105H58V107H57ZM59 105L61 106V107H59ZM68 105V104H67ZM70 107H71V105H69ZM171 106V105H170ZM221 106V105H220ZM227 106V105H226ZM11 107V106H10ZM14 107V106H13ZM27 107V106H26ZM37 107V106H36ZM44 108H45V106H43ZM57 107V108H56ZM173 107V106H172ZM9 108V107H8ZM21 108H23V107H21ZM43 108V109H44ZM67 108V107H66ZM149 108V107H148ZM11 109V108H10ZM16 109V108H15ZM24 109V108H23ZM22 109V110H23ZM34 109H35V107H34ZM46 109V108H45ZM177 108H175V110H176ZM25 110V109H24ZM23 110V111H24ZM36 110H38V109H36ZM41 110V109H40ZM40 110H38L39 112H41ZM48 110V109H47ZM64 110H66V109H64ZM63 110V111H64ZM18 111V110H17ZM57 111H59V109L57 110ZM147 111H148V109H147ZM146 111V112H147ZM167 112H168V110H166ZM165 111V112H166ZM22 112V111H21ZM28 112V111H27ZM33 112V111H32ZM56 112V111H55ZM167 112L165 113V114H167ZM213 112V111H212ZM223 112V111H222ZM29 113V112H28ZM42 113V112H41ZM57 113V112H56ZM56 113H53L52 115L54 116V118H56ZM69 113V112H68ZM73 113V110H71V112H70V118H72L71 116V114ZM164 113V112H163ZM176 113V112H175ZM174 113V114H175ZM23 114V113H22ZM36 114V113H35ZM44 114H46V113H44ZM42 115V117L44 116V118H46L45 117V115ZM61 114H63V115H65L66 113H65V111L63 112V113H59V115H61ZM170 114H171V111H170ZM12 115H14V113L12 114ZM18 116H19V114H17ZM37 116H35V117H37L36 119H37V121H39L40 123H41V121L43 122V120H41V118H40V114H36ZM51 114H49V116H50ZM67 115V114H66ZM69 115V114H68ZM68 115H67V117H68ZM172 115H173V113H172ZM171 115V116H172ZM184 115V114H183ZM200 115V114H199ZM212 115V114H211ZM17 116V117H18ZM24 118H26L28 115H26L25 113H24V115H22ZM22 116H20V119H17L16 120V116H13L12 118H15L14 120H15V122L17 121V123H18V125H21V124H23L24 122H26V124L25 125H27L26 127H29V129L32 127V126H28V124H27V119H25V121H24V118H22ZM26 116V117H25ZM52 116V117H53ZM162 116H164V115H162ZM230 116V115H229ZM30 116H28L27 118H29ZM34 117V118H35ZM51 117V116H50ZM49 117V118H50ZM62 115H61V117H60V120L62 119ZM11 118V117H10ZM34 118H32L33 120H34ZM40 118V119H39ZM48 118V119H49ZM58 118V117H57ZM64 118H65V116H64ZM63 118V119H64ZM164 118H165V116H164ZM21 119H23V120H21ZM66 119V118H65ZM100 119V118H99ZM11 120V119H10ZM18 120H19V122L20 121H24V122H21L20 124H19V122H18ZM30 120V119H29ZM32 120V121H33ZM41 120V121H40ZM46 120V119H45ZM173 120V119H172ZM216 120H218V119H216ZM2 121V120H1ZM53 121H55V120H53ZM65 121V120H64ZM68 120H66V122H67ZM89 121V120H88ZM225 121V119H223V121L222 122H224ZM3 122V121H2ZM33 122H35V121H33ZM58 122H60V121H58ZM63 122V121H62ZM178 122V121H177ZM16 123V124H17ZM32 123V122H31ZM36 123V122H35ZM44 123H45V121H44ZM70 123V122H69ZM72 123V122H71ZM207 123V122H206ZM13 125H15V123H12ZM41 124H43V123H41ZM45 124H47V123H45ZM55 124H57L56 122H55ZM24 125V124H23ZM22 125V127H24V128H26L25 126H23ZM32 125H34L33 123H32ZM54 125V124H53ZM52 125V126H53ZM64 125H66V123L64 124ZM63 125V126H64ZM224 125V124H223ZM16 126V125H15ZM43 126L44 127H41V126H38V127H35L34 128V131H35V129L36 128H38V130L37 131H39V129H40V132L42 133V134H46V135H49V134H52L51 136H54L53 135V133H52V131L53 130H55L54 128H53V130L51 131V128H50V125H49V127L48 126H45L44 124H43ZM56 126V125H55ZM60 126H62V125H60ZM61 127L60 129H61V131H60V133L58 132V133H56V134H58V136H60V137H57V138H59V140L58 139H56L55 137H56V135H55V137H54V139H51V136L50 137H48V138H50L51 139V142H53L54 144H59V142H61L60 144H63L64 142H62L63 140H61L62 139V137L63 136H65L66 137V129H67V127L66 126H64V127ZM102 126V125H101ZM19 127V126H18ZM34 127V126H33ZM32 127V128H33ZM40 127V128H39ZM59 127V126H58ZM57 127V128H58ZM9 128V127H8ZM13 128H15L14 126H13ZM31 128V129H32ZM176 128V127H175ZM3 129V128H2ZM1 129V130H2ZM60 129H58V130H60ZM206 130V129H205ZM12 131V130H11ZM18 132H19V130H17ZM153 131V130H152ZM207 131V130H206ZM0 132H2V131H0ZM39 132V133H40ZM55 132V131H54ZM122 132V131H121ZM208 132V131H207ZM5 133V132H4ZM3 133V134H4ZM22 133V132H21ZM31 133H32V131H31ZM34 133V132H33ZM38 132H37V135L39 134ZM1 135H2V133H0ZM8 134H9V132H8ZM8 134L7 135H5L4 134V136H8ZM18 135H19V133H17ZM60 134H62V135H60ZM15 136H16V134H14ZM23 135H25V133L23 134ZM35 133H34V136H36L37 137V139H38V141H39V139H41V138H38V136H37ZM14 136V137H15ZM25 136H28V135H25ZM31 136L32 135H30L29 137H30V139L28 138V140L27 141H29V142H31L30 140H31ZM33 136V137H34ZM39 136L41 137V135L39 134ZM122 136V135H121ZM199 137V136H198ZM2 138V137H1ZM4 138V137H3ZM47 138V139H48ZM24 139V140H25ZM35 139V138H34ZM34 139H32V141H34ZM42 139H44L43 137H42ZM46 139V140H47ZM49 139V140H50ZM64 139V138H63ZM19 140V139H18ZM200 140H202V139H200ZM225 140V141H224ZM230 140V141H231ZM15 141V140H14ZM26 141V142H27ZM41 141V140H40ZM40 141H39V143H40ZM65 141V140H64ZM84 141V140H83ZM16 142V141H15ZM22 143H23V141H21ZM21 142H20V145H22L21 144ZM36 142V141H35ZM229 142V141H228ZM32 143V142H31ZM230 143V142H229ZM228 143V144H229ZM34 144V143H33ZM56 144V145H57ZM231 144V143H230ZM230 144H229V146H230ZM232 144H231V146H232ZM30 145V144H29ZM35 145H37V144H35ZM34 145V146H35ZM172 145H173V143H172ZM251 146H252V144H250ZM26 146V145H25ZM41 145H37V148H41L40 147ZM55 145H53V144H51V148L50 147H48V148H50L51 149V151H52V148L54 147ZM59 146V148H60V146L61 145H57V146H55V148H57ZM103 146V145H102ZM250 146V147H251ZM256 146V147H255ZM7 147V146H6ZM156 147V146H155ZM171 147V146H170ZM11 148V147H10ZM27 148V147H26ZM227 148V147H226ZM230 148V147H229ZM228 148V149H229ZM9 149V148H8ZM24 149V148H23ZM43 149V152H44V147H42L41 148V150ZM47 149V148H46ZM61 149V148H60ZM168 149V148H167ZM170 149V148H169ZM17 150V149H16ZM20 150V149H19ZM28 150V149H27ZM31 150V149H30ZM59 150V149H58ZM62 153L65 151L64 150V148L62 147ZM72 150V149H71ZM191 150V149H190ZM47 151L49 152V154L51 155V151H49L48 149H47ZM56 151L57 150H53V152H55L56 153ZM166 151V150H165ZM168 151V150H167ZM221 151V150H220ZM7 152V151H6ZM30 152H32V154L35 152V154H36V150H33V151H30ZM61 152V151H60ZM59 151H57V153H60ZM71 152V151H70ZM72 152H73V150H72ZM71 152V153H72ZM40 153V151L36 154V155H38V156H36L35 158V161L37 160V161H39L40 162V160H39V157H42L43 155H41V154H39ZM62 153H60V155L59 154H57V157H55V158H51V159H49V160H51V162H49L50 163V165L48 166V171L50 172H54V171H60V174H61V172L62 173H64V172H66V171H64L63 170V165H64V162L66 163V159H64L63 160V158H62ZM29 154V153H28ZM43 154V153H42ZM5 155V154H4ZM6 155H7V153H6ZM40 155V156H39ZM46 155V154H45ZM58 155H59V157H58ZM92 155V154H91ZM179 155V154H178ZM24 156V155H23ZM89 156V155H88ZM93 156V155H92ZM3 157V156H2ZM29 157H30V155H29ZM32 157V156H31ZM45 157V156H44ZM3 158H5V156L3 157ZM15 158V157H14ZM33 158V157H32ZM48 158H49V155H48ZM72 159H73V156L71 157ZM83 158H85V157H83ZM180 158V157H179ZM260 158H262V157H260ZM27 160H30V159H28V158H26ZM41 159V158H40ZM42 159H43V157H42ZM41 159V160H42ZM76 159V158H75ZM87 159V158H86ZM93 159V158H92ZM226 159V158H225ZM3 160V159H2ZM4 160H6V159H4ZM26 160V161H27ZM81 160V159H80ZM88 160V159H87ZM97 160V159H96ZM227 160V159H226ZM246 160V159H245ZM8 161V160H7ZM6 161V162H7ZM20 161H22V160H20ZM19 161V162H20ZM26 161L24 162L25 164H27L26 163ZM32 161V160H31ZM37 161H36V163H33L34 165L36 164H38L37 163ZM46 161V160H45ZM210 161V160H209ZM231 161V160H230ZM229 161V162H230ZM247 161V160H246ZM245 161V162H246ZM249 161L247 162V163H249ZM252 161V160H251ZM10 162V161H9ZM8 162V163H9ZM28 162V161H27ZM44 162V161H43ZM67 162H68V159H67ZM84 162V161H83ZM102 162V161H101ZM224 162V161H223ZM227 162H228V160H227ZM240 162V161H239ZM244 162V160L242 161V162H240V164L241 163H243ZM10 163H12V162H10ZM21 163H23V162H21ZM46 163V162H45ZM222 163V162H221ZM237 163V162H236ZM252 163V162H251ZM0 164H2V163H0ZM16 163H14V165H15ZM48 164V163H47ZM69 164V163H68ZM72 164L74 165V162H72ZM224 163H222V165H223ZM229 164L230 165H232V167H233V163H227L226 164V168L225 169H228L229 170ZM238 164V163H237ZM245 164L246 163H243V164H241V165H244L245 166ZM260 164V163H259ZM28 165V164H27ZM73 165H72V168H73ZM78 165V164H77ZM236 165V164H235ZM5 166V165H4ZM38 166H39V164H38ZM65 166H68V165H66L65 164ZM173 166V165H172ZM183 166V165H182ZM212 166V165H211ZM220 166V165H219ZM224 166V165H223ZM236 166H239L240 167V165L238 164V165H236ZM243 166V167H244ZM1 167V166H0ZM8 167V166H7ZM10 167H14L13 166V163H12V166H10ZM75 168H76V166H74ZM243 167H241L240 168V170H243L242 168ZM248 167V166H247ZM246 167V168H247ZM22 167H20V169H21ZM180 168V167H179ZM188 168H190V167H188ZM246 168L244 167V170H246ZM264 168V167H263ZM248 169V168H247ZM25 170V169H24ZM23 170V171H24ZM76 170V169H75ZM75 170H74V172L73 173H75ZM217 170V169H216ZM232 170V169H231ZM231 170H229V171H231ZM242 171V175H240V176H243V174L245 173L246 175H247V173L245 172V171ZM23 171L21 172V173H23ZM30 171H33V173H34V171L35 170H30ZM71 171H73V169H71ZM180 171V170H179ZM219 171V170H218ZM224 172H225V170H223ZM248 171H250V170H248ZM247 171V172H248ZM253 171V170H252ZM251 171V172H252ZM14 170H4V169H2V167L0 168V189H7V190H9V188H10V186L12 185V184H14L13 183V181H14V178L16 177V175L18 174L17 172V174L15 175L14 174ZM26 172V171H25ZM123 172V171H122ZM32 173V172H31ZM33 173H32V175H33ZM223 173V172H222ZM225 173H228V171L227 172H225ZM20 174V173H19ZM17 175V176H19L20 177V175H23L24 176V174H20V175ZM39 174V173H38ZM188 174V173H187ZM220 174V173H219ZM229 174V173H228ZM235 174V173H234ZM233 173L232 174H230V176H232L230 179H233L234 177L233 176H235ZM238 174H241L240 173V171L238 172ZM253 174H254V171H253ZM29 175V177L28 178H30V174H28ZM75 175V174H74ZM77 175V174H76ZM90 175V174H89ZM26 176V175H25ZM41 176V175H40ZM58 176H60V178H59V180L61 179H65V178H63V176L61 177V175H58ZM72 176V175H71ZM91 176H93V175H91ZM117 176V175H116ZM150 176V175H149ZM186 176V175H185ZM229 176V175H228ZM238 175H236V177H237ZM254 176V175H253ZM27 177V176H26ZM78 176H75V178H77ZM96 177H97V175H96ZM115 177V176H114ZM194 177V176H193ZM220 178H221V176H219ZM224 177H225V174H224ZM235 177V178H236ZM239 177V176H238ZM74 178V177H73ZM84 178V177H83ZM90 178V177H89ZM88 178V179H89ZM250 178V177H249ZM249 178H248V180H249ZM68 180H69V178H67ZM79 179V178H78ZM76 180V182H75V185H78L79 184V182L78 181H80V180ZM92 179H96L95 177H93ZM91 179V180H92ZM197 179V178H196ZM237 179V178H236ZM236 179H233V180H235L236 181ZM239 179L241 180L242 179V177H239ZM243 179L245 180L246 178H244L243 177ZM264 179V178H263ZM22 180V179H21ZM24 180V179H23ZM66 180V179H65ZM71 180H72V178H71ZM221 180H223V177H222V179H220V181ZM228 180V179H227ZM240 180L238 181V182H240ZM100 181H102V179L100 180ZM224 181V180H223ZM72 182V181H71ZM89 182V181H88ZM94 181H92V182H90L91 183V185L92 184H94L93 183ZM195 182V181H194ZM227 183H229L228 181H226ZM251 182H253L252 180H251ZM82 183V182H81ZM81 183H80V189H81V187L83 188V189H85L83 186V184H84V182L82 183V185H81ZM85 183L87 184V182L85 181ZM103 183V182H102ZM216 183V182H215ZM232 183V182H231ZM230 183V184H231ZM240 183H242L243 185L245 184V181H244V183H243V181L241 180V182ZM240 183H238V185L240 184ZM247 183L248 182H246V186H247ZM255 183H256V181H255ZM85 184V185H86ZM212 184V183H211ZM222 184V183H221ZM226 184V183H225ZM232 184H234V183H232ZM231 184V185H232ZM242 184H240V189H236V192H237V190H241V189H243L244 191L246 190V186L244 187ZM248 184H250V183H248ZM252 184V183H251ZM248 185V186H251V187H248L247 186V192H250L249 191V189L248 188H250V190L252 189V192H253V189L255 188V186L253 187V185ZM262 184H264V183H262ZM74 185V184H73ZM209 185V184H208ZM212 185H214V182H213V184ZM217 185L219 186L220 185V183H217ZM216 185V186H217ZM256 185V184H255ZM87 186V185H86ZM216 186H215V188H216ZM227 187H228V185H226ZM236 185H234V187H235ZM242 186L244 187V188H242ZM261 186V185H260ZM263 186V185H262ZM94 188H95V186H93ZM225 187V186H224ZM233 187V186H232ZM232 187H229V188H231V190H232ZM234 187H233V189H234ZM238 187V186H237ZM259 187V186H258ZM73 188V187H72ZM77 188V187H76ZM79 188V187H78ZM88 188V187H87ZM207 188H211L210 186L209 187H206V189ZM220 188V187H219ZM219 188H218V191H219ZM90 189V187L88 188V189H86V190H89ZM221 189H222V187H221ZM226 189V192H228L227 191V189L228 188H224V190ZM258 189V188H257ZM261 189H262V187H261ZM264 189V188H263ZM262 189V190H263ZM75 190V189H74ZM92 190V189H91ZM135 190V189H134ZM208 190V189H207ZM214 191H216L215 189H213ZM213 190H209V192L211 191H213ZM243 190H241L244 194H245V192L243 191ZM3 191V190H2ZM92 191H94V190H92ZM99 191V190H98ZM96 189H95V192H98ZM212 192V193H214L213 194V196H216V193L215 192ZM1 192V191H0ZM78 192L79 193H81L79 190H78ZM95 192H93V195H95L94 193ZM113 192V191H112ZM209 192H206V193H209ZM217 192V191H216ZM221 192L224 194H226V192L224 191H222L221 190ZM232 192H233V190H232ZM235 192V191H234ZM233 192V194L235 195V193ZM254 192H257L256 191V189H254ZM87 192H85V194H86ZM89 193V192H88ZM100 193H101V191H100ZM118 193V192H117ZM206 193H205V191H204V194H205V196H206ZM218 193V192H217ZM221 193V194H222ZM251 193V192H250ZM249 193V194H250ZM84 193H82V195H83ZM84 194V195H85ZM90 194V193H89ZM203 194V193H202ZM203 194V195H204ZM219 194V193H218ZM243 194V195H244ZM248 194V193H247ZM254 194V193H253ZM92 195V196H93ZM100 195H102V193L100 194ZM210 195H212L211 193H210ZM227 195V196H226ZM225 196L228 198V194H226ZM230 195H232L231 193H230ZM229 195V199L230 198H232V196H230ZM251 195V194H250ZM264 195V194H263ZM257 198H258V196L257 195H255ZM67 197V196H66ZM87 197V196H86ZM90 197H91V195H90ZM93 197H96V196H93ZM92 197V198H93ZM234 197V196H233ZM244 197V196H243ZM264 197V196H263ZM73 198H74V196H73ZM72 198V199H73ZM84 198V197H83ZM82 198V199H83ZM89 198V197H88ZM218 198V197H217ZM217 198L215 197L214 199H216L217 200ZM226 198V199H227ZM235 198H237V197H235ZM246 198V197H245ZM245 198H241L242 200L243 199H245ZM256 198V199H257ZM63 199H65V198H63ZM67 199V198H66ZM65 199V200H66ZM70 199H71V197H70ZM225 199V198H224ZM251 199V198H250ZM249 198H248V202H249V205L251 204V203H253L252 205H254V203L255 202H257V200L255 201V202H250L251 200H250ZM254 199V198H253ZM68 200H69V198H68ZM79 199H76L75 201H74V199L73 200H69V203H68V206H66V207H63V209H60V210H54L53 212H52V216H54V217H52V218H55L54 219V221H52V222H50L49 221V223H50V225H49V223H48V228H49V234H50V237H51V245L50 246H47V247H43L42 246V243H41V245H39V244H37L36 243V237H37V233H38V231L36 230V229H38V228H35V230H33L32 228H33V226H34V224L32 223V221H31V218H33V216H34V214H37V213H35V212H38V210H36L37 209V207H38V205H37V207H36V205H33L32 203H29V204H27V203H25V204H18V205H12V206H10L7 210H6V213L8 212V214H7V216H9L10 218L8 219L9 221V224H10V226H11V229H12V231H13V233L15 232L16 233V238L14 239V242L12 243H4L3 241V239H2V237H1V235H0V259L2 260V258L4 259V258H7V259H10V258H13V257H15L14 259L15 260H17V263L15 262L14 264H28V263H30V264H44V263H47L48 261H50V262H52L53 261V259H54V261L56 260H59V262H61V264H63L64 262H65V264H87V262H80V260L76 257V256H74V254L75 253H77V252H82V253H84V252H90V253H93L94 252V250H93V245H92V242L94 241V239H97V238H99L98 236L100 235L99 234V232H101L100 230L104 227V229H105V226H104V224L106 225L107 223H108V220L110 219H108V216L106 215V217H107V223H105V221H103V220H101L100 219V217H102L101 215H100V213L98 214V211H96L97 210V208H96V210H95V208H94V205L93 204H91V199H90V203H88V202H86V200H87V198H86V200H84V202H80V201H78ZM98 200V199H97ZM230 200H232V199H230ZM229 200V201H230ZM28 201H30V200H28ZM50 201V200H49ZM58 201H59V199H58ZM88 201V200H87ZM100 201V200H99ZM229 201H226V202H229ZM232 201H235L234 199L232 200ZM237 201V200H236ZM254 201V200H253ZM21 202V201H20ZM25 202H26V200H25ZM31 202V201H30ZM66 202H68L67 200H66ZM221 202V201H220ZM225 202V201H224ZM244 202H246V201H244ZM48 204H51V203H49V202H47ZM95 203V202H94ZM99 203V202H98ZM100 203H102V202H100ZM106 203V202H105ZM104 203V204H105ZM221 203H223V202H221ZM238 203H239V200H238V202H236L235 204H237L238 205ZM60 204V203H59ZM240 204V203H239ZM44 205V204H43ZM47 205V204H46ZM53 205H54V203H53ZM222 205V204H221ZM230 205V206H229ZM229 205H228V207L227 208H229V210H230V208H231V205H233V203L231 204V202H229ZM104 206V205H103ZM103 206L101 207L102 209H103ZM225 206V205H224ZM226 206H227V204H226ZM43 208H44V206H42ZM39 208V209H43V208ZM56 208H57V205L55 206ZM54 207V208H55ZM96 207V206H95ZM46 208V207H45ZM198 208V210H199V207H197ZM203 208V207H202ZM225 208V207H224ZM236 208V207H235ZM47 209V208H46ZM100 209V208H99ZM204 209V208H203ZM226 209V208H225ZM237 209H239V205H238V208ZM48 210V209H47ZM104 210V209H103ZM102 210V212H104ZM208 210V209H207ZM236 210V209H235ZM3 211V210H2ZM101 211V210H100ZM99 211V212H100ZM142 211V210H141ZM231 211H234V209L232 208V210ZM239 211V210H238ZM262 211H264V210H262ZM5 211H3V213H4ZM49 212V211H48ZM101 212V213H102ZM105 212H106V214H108L107 213V211L105 210ZM114 212V211H113ZM39 213V212H38ZM41 213H42V211H41ZM213 214H215L214 212H212ZM220 213H221V211H220ZM225 212H222V214H224ZM229 213V212H228ZM46 214V213H45ZM227 214V213H226ZM4 214H1L0 213V221H6V219H7V217L5 216V218H4V216H3ZM39 215V214H38ZM37 215V216H38ZM98 215L100 216V217H98ZM109 215V214H108ZM120 215V214H119ZM146 215V214H145ZM41 216H43V215H41ZM40 216V217H41ZM112 216H114V213H112ZM112 216H111V218H112ZM228 216V215H227ZM226 215H225V217H227ZM230 216V215H229ZM119 217V216H118ZM121 217V216H120ZM218 217V216H217ZM222 217V216H221ZM104 218H105V216H104ZM204 218V217H203ZM255 218H256V215H255ZM34 219V218H33ZM38 219V218H37ZM41 220H43L42 218H40ZM106 219V218H105ZM132 219V218H131ZM215 219V218H214ZM48 220V219H47ZM52 220V219H51ZM126 220V219H125ZM110 221V220H109ZM216 221V220H215ZM35 222H36V220H35ZM72 223L71 225H68L67 223ZM111 222V221H110ZM185 222V221H184ZM193 222V221H192ZM210 222V221H209ZM222 222V221H221ZM259 222V221H258ZM47 223H42L41 225H44V227L46 228V226H45V224H47ZM137 223V222H136ZM167 223V222H166ZM181 223V222H180ZM203 223V222H202ZM205 223V222H204ZM118 224V223H117ZM140 224V223H139ZM201 225V223H199V221H198V223H197V225ZM258 224V223H257ZM146 225V224H145ZM182 225H184V224H182ZM196 225V224H195ZM205 226H206V224H204ZM36 226V225H35ZM106 226H109V225H106ZM181 226V224L178 226V227H180ZM191 226V225H190ZM204 226V227H205ZM213 226V225H212ZM216 226V225H215ZM38 227V226H37ZM44 227H41L42 229L44 228ZM114 227V226H113ZM135 227V226H134ZM195 227V226H194ZM203 227V226H202ZM258 226H256V228H257ZM27 228L29 229V231H27V233L26 234H24L25 233V230H27ZM41 228H39V229H41ZM137 228V227H136ZM139 228V227H138ZM155 228V227H154ZM158 228V227H157ZM156 228V229H157ZM165 228H167V227H165ZM198 229H201L200 227H197ZM207 228V227H206ZM209 228L211 229V227L209 226ZM209 228H207L208 230H210ZM47 229V228H46ZM146 229V228H145ZM160 229V228H159ZM190 229V228H189ZM191 229H192V227H191ZM206 229V231H208ZM167 230V229H166ZM205 229H202V234L204 235L205 233H203V231H204ZM189 231V230H188ZM173 232V231H172ZM191 232V231H190ZM209 232V231H208ZM208 232H207V234H208ZM262 233H264L263 231H261ZM261 232L259 233V234H261ZM31 233V234H30ZM174 233V232H173ZM210 233H212V232H209V235H213V234H210ZM259 234H258V236H259ZM40 235V234H39ZM135 235V234H134ZM144 235V234H143ZM206 235V234H205ZM215 235H213V237H214ZM261 236V238H262V236H263V234L262 235H260ZM78 237H80V238H78ZM167 237V236H166ZM206 237V236H205ZM216 237V236H215ZM207 238V237H206ZM205 238V240H203L205 243L204 244H206V245H210L211 243L212 244H215V243H218V242H213V241H215L211 236H208V238L206 239ZM263 238H264V236H263ZM39 239V238H38ZM172 240V239H171ZM9 241V240H8ZM22 241V242H21ZM23 241L24 242H26V246L25 247H23L22 249L20 248L21 246H23V245H21L22 243H23ZM221 241V240H220ZM95 242V241H94ZM138 242H139V240H138ZM261 242V243H260ZM260 242H257L259 245H260V247L261 246H263L262 247V249L259 247V249H261V250H258V248L257 249H255V250H258V252H256V253H260V252H262V250H264V240L262 239V241H260ZM21 243V244H20ZM39 243V242H38ZM187 243V242H186ZM244 243H245V239H244ZM256 243V242H255ZM256 243V244H257ZM19 244L21 245L20 247H19ZM211 244V245H212ZM257 244V245H258ZM183 245V244H182ZM210 245V246H211ZM217 245V244H216ZM219 245L220 244H218L217 246H218V248H219ZM232 245V244H231ZM235 245V244H234ZM255 245V244H254ZM209 246V247H210ZM212 246H214V245H212ZM230 246V245H229ZM244 246V245H243ZM256 246V245H255ZM206 247V246H205ZM208 247V246H207ZM247 247V246H246ZM249 247V246H248ZM251 247V246H250ZM136 248H138V247H136ZM178 248V247H177ZM194 249V248H193ZM209 249V248H208ZM220 249V248H219ZM239 249H242L243 250V248H241V247H239ZM239 249H236V251H237V253H238V250ZM175 250V249H174ZM214 250V249H213ZM221 250H223L222 248H221ZM221 250H219V252L221 251ZM242 250H240V251H242ZM247 250L249 251V252H252L249 248H247ZM253 250V249H252ZM255 250H253V251H255ZM103 251V250H102ZM186 251V250H185ZM184 251V252H185ZM229 251H231V250H229ZM260 251V252H259ZM183 252V253H184ZM223 252V254H224V250L222 251ZM249 252H248V258L250 259L251 258V256L254 254V252L253 253H251V254H249ZM211 253V252H210ZM246 254H247V252H245ZM255 253V255H258V254H256ZM110 254V253H109ZM171 254V253H170ZM200 254V253H199ZM203 254H204V252H203ZM227 254H229V256H230V253H227ZM242 254H243V252H242ZM263 254H264V252H263ZM97 255V254H96ZM102 255V254H101ZM206 254H204V256H205ZM237 255H239V254H237ZM255 255H254V257H255ZM260 255V254H259ZM261 255H262V253H261ZM184 256V255H183ZM188 256V255H187ZM207 256V255H206ZM205 256V257H206ZM225 256V255H224ZM228 256V255H227ZM227 256H225L226 258H227ZM228 256V257H229ZM232 256H233V254H232ZM232 256H230V257H232ZM264 256V255H263ZM37 257H40V259H43V261H42V263H34L35 261L34 260H37L36 258ZM254 257H252V260L253 261H255V259L257 260V257L254 259ZM259 257V256H258ZM91 258V257H90ZM107 258V257H106ZM105 258V259H106ZM233 258H235V257H233ZM236 258H238L237 256H236ZM261 258H263V257H261ZM7 259H5V260H7ZM14 259H12V261L14 260ZM215 259V258H214ZM238 259H240V257L238 258ZM246 260H247V262H248V259L247 258H245ZM244 259V260H245ZM264 259V258H263ZM262 259V260H263ZM0 260V263H4L5 264V261L4 262H2ZM243 260V258L242 259H240V264L242 263V262H244V261H242ZM96 261V260H95ZM212 261V260H211ZM226 261H228L227 262V264H229V263H231V264H234V263H236V260L235 259H233L232 260V258H227V260ZM235 261V262H234ZM251 261V260H250ZM252 261V263H249V264H255L254 262ZM264 261V260H263ZM63 262V263H62ZM91 262H93V261H91ZM247 262H246V264H247ZM256 262V261H255ZM8 263V262H7ZM12 262H11V260H10V264H11ZM147 263V262H146ZM149 263V262H148ZM13 264V263H12ZM48 264H49V262H48ZM151 264V263H150ZM226 264V263H225Z\"/></svg>",
    "mask_w": 264,
    "mask_h": 264
}]
</instances>
